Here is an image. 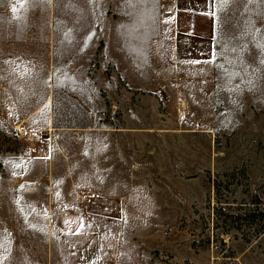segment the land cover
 Listing matches in <instances>:
<instances>
[{
    "label": "rangeland",
    "instance_id": "rangeland-1",
    "mask_svg": "<svg viewBox=\"0 0 264 264\" xmlns=\"http://www.w3.org/2000/svg\"><path fill=\"white\" fill-rule=\"evenodd\" d=\"M167 1L0 0V264H264L213 228L214 184L264 198V0H215L206 63Z\"/></svg>",
    "mask_w": 264,
    "mask_h": 264
},
{
    "label": "crops",
    "instance_id": "crops-1",
    "mask_svg": "<svg viewBox=\"0 0 264 264\" xmlns=\"http://www.w3.org/2000/svg\"><path fill=\"white\" fill-rule=\"evenodd\" d=\"M215 0H168L170 43L176 60L206 63L212 57Z\"/></svg>",
    "mask_w": 264,
    "mask_h": 264
},
{
    "label": "trees",
    "instance_id": "trees-1",
    "mask_svg": "<svg viewBox=\"0 0 264 264\" xmlns=\"http://www.w3.org/2000/svg\"><path fill=\"white\" fill-rule=\"evenodd\" d=\"M213 186L216 198V204L213 207V228L225 235L234 231L245 242L258 239L260 234L264 233L263 195L255 194L249 202L222 201V197L219 196L218 184Z\"/></svg>",
    "mask_w": 264,
    "mask_h": 264
},
{
    "label": "bare ground",
    "instance_id": "bare-ground-1",
    "mask_svg": "<svg viewBox=\"0 0 264 264\" xmlns=\"http://www.w3.org/2000/svg\"><path fill=\"white\" fill-rule=\"evenodd\" d=\"M20 127H21V124L19 123V125H17L16 128H17V129H18V128L20 129ZM19 129H18V130H19ZM46 130H52V126H48V125H47V129H46ZM36 134H37V133H36Z\"/></svg>",
    "mask_w": 264,
    "mask_h": 264
}]
</instances>
